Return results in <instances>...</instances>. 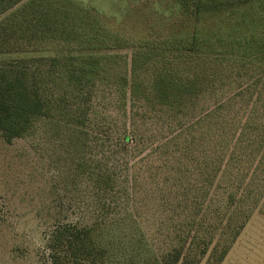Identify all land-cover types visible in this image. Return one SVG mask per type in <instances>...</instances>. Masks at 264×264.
Segmentation results:
<instances>
[{
  "label": "rangeland",
  "instance_id": "374dc122",
  "mask_svg": "<svg viewBox=\"0 0 264 264\" xmlns=\"http://www.w3.org/2000/svg\"><path fill=\"white\" fill-rule=\"evenodd\" d=\"M78 47L49 40L29 52L0 53V62L75 56ZM89 52L98 53L105 67L85 89L80 108L71 88L56 86L50 115L37 120L30 134L7 143L0 133V264H52L48 238L60 223L96 229L106 254L100 264H164L177 249L199 264H264L262 84L253 87L250 108L256 111L249 119L261 127L237 135L215 171L214 156L207 164L215 154L207 124L198 147L178 122L174 132L161 136L164 119L153 111L147 120L140 111L132 118L129 93L125 115L117 80L126 72L130 77L133 48ZM203 107L201 117L208 110ZM238 108L241 113L246 106ZM240 117L245 125L247 115ZM124 135L132 141L125 143ZM110 172L114 189L98 188L96 175Z\"/></svg>",
  "mask_w": 264,
  "mask_h": 264
},
{
  "label": "trees",
  "instance_id": "16d2710c",
  "mask_svg": "<svg viewBox=\"0 0 264 264\" xmlns=\"http://www.w3.org/2000/svg\"><path fill=\"white\" fill-rule=\"evenodd\" d=\"M24 1L0 0V16L16 8L0 21V53L29 52L49 40L79 46V53L0 62V133L7 143L27 136L37 120L50 115L56 86L66 84L82 106L85 89L105 67L91 50L133 48L131 75L126 72L117 80L125 115L129 93L132 118L140 111L147 120L153 111L164 119L161 136L174 132L178 122L191 133L190 144L198 147L207 124V141L215 153L207 164L214 156L213 169L237 135L261 127L249 119L256 111L250 108L253 87L261 83L264 89V0H29L19 7ZM250 79L255 82L234 89ZM203 103L208 107L205 118ZM240 103L246 106L244 113L239 112ZM192 111L200 114L198 119L193 120ZM239 113L247 115L245 125ZM132 139L123 137L127 144ZM95 181L106 191L116 184L113 172L97 174ZM95 230L73 223L56 225L48 238L50 262L100 264L106 254ZM226 253L227 248L218 263ZM164 264L199 260L177 249L168 253Z\"/></svg>",
  "mask_w": 264,
  "mask_h": 264
}]
</instances>
